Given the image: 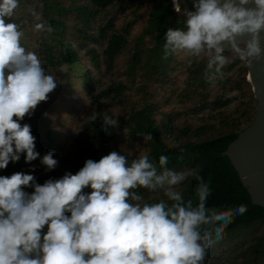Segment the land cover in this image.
<instances>
[{"label":"trees","instance_id":"obj_1","mask_svg":"<svg viewBox=\"0 0 264 264\" xmlns=\"http://www.w3.org/2000/svg\"><path fill=\"white\" fill-rule=\"evenodd\" d=\"M149 1L150 9L140 13V0H36L33 6L41 20L31 24L44 22L53 30L39 33L35 52L48 70L77 66L85 99L71 117V126L79 127V133L70 155H64L65 145L58 143L55 132L30 126L35 151L48 149L60 158L58 165L63 168H46L40 177H34L35 183L58 180L64 169L76 174L87 160L99 161L108 155V145L124 137L131 149H142L135 155L120 154L126 157L127 166L147 156L158 175L166 170L188 175L175 186L166 178L153 191L137 189L142 199L130 202L163 201L171 208L173 202L165 193L172 188L181 193L185 204L191 200L195 206L198 174L211 189L206 201L209 209L247 208L233 218L220 239L213 233L214 242L203 264H264V208L252 204L236 170L223 155L253 120L256 100L247 81L248 66L229 52L224 53L229 63L220 72L216 65L207 68L206 53L200 58L176 53L165 59L164 35L169 28H184L183 10L177 12L173 0ZM120 17L122 23L117 26ZM138 23L140 32L134 35ZM85 57L95 74L80 63ZM188 60L193 61L191 65ZM120 106L126 112L116 114L115 108ZM170 106L177 109L164 110ZM94 112L97 119L91 121ZM105 114L117 119L118 127L106 129ZM31 120L26 115L21 124L29 125ZM149 134L152 139L145 140ZM115 147L113 151L119 154ZM162 155L168 157L165 168L159 165ZM14 164L19 171L21 161ZM13 173L7 174L6 169L0 176ZM210 227L203 226L202 235Z\"/></svg>","mask_w":264,"mask_h":264},{"label":"clouds","instance_id":"obj_2","mask_svg":"<svg viewBox=\"0 0 264 264\" xmlns=\"http://www.w3.org/2000/svg\"><path fill=\"white\" fill-rule=\"evenodd\" d=\"M19 5L20 0H0V170L18 162L21 154L26 163L37 159L35 137L21 121L58 86L56 75L48 74L38 54L22 44V26L9 22ZM174 7L181 12L176 0ZM192 8L183 9L184 28L166 31L165 59L206 53L207 68L216 65L217 72L229 63L225 52L249 68L264 61V0H193ZM32 15L41 20L36 12ZM34 29L53 30L44 22ZM90 119L95 121L97 114ZM103 122L106 129L118 127V120L107 114ZM41 162L49 170L57 165L52 152ZM167 164L168 157L160 156L159 165ZM187 176L171 170L158 175L147 156L127 166L126 157L115 151L43 185L23 172L0 176V264H203L213 233L220 239L233 218L247 211L245 205L209 209L211 189L198 174L195 206L191 200L185 204L172 188L165 193L171 208L163 201L130 202L142 199L137 189L153 191L166 178L175 186ZM205 225L211 227L202 235Z\"/></svg>","mask_w":264,"mask_h":264},{"label":"rangeland","instance_id":"obj_3","mask_svg":"<svg viewBox=\"0 0 264 264\" xmlns=\"http://www.w3.org/2000/svg\"><path fill=\"white\" fill-rule=\"evenodd\" d=\"M142 6L139 10L140 13H144L148 11L151 7V3L149 0H140ZM36 3V0H20V5L17 10H15V14L11 17L9 22H14L20 24L22 26V30L25 32V36L22 40V44L29 51H34L37 48L36 39L39 36L40 32L35 31L34 25L31 24L30 21H37L35 17L32 15V12H36L40 15L39 10L35 8L33 5ZM130 16L127 17L129 19ZM122 18L118 20L117 26H120L122 23ZM24 23H29L28 26H24ZM141 23L133 30V34L137 35L140 32ZM80 63L88 70H91L93 74L96 71L92 68L90 62L87 57L85 59H81ZM120 63V62H119ZM48 74L56 75L58 86L57 88L49 94L47 101L41 102L35 110L30 114L32 116V120L29 124L31 127L41 128V131H45L44 128H48L52 131V133L56 134V137L59 140V144L65 145L64 155H70L72 153L74 140L79 133V127L75 129L71 126L72 119L71 117L75 115V109L80 107L82 100L85 99V91L82 87V80L79 75V69L77 66H65L61 68H53L51 70L46 69ZM96 76V75H95ZM123 79V78H122ZM138 96L134 97L137 99ZM157 99V98H156ZM73 106V107H72ZM174 106H177L174 105ZM72 107V108H71ZM177 109L172 106L164 108V110H172ZM116 114H123L126 112V107L120 106L115 108L114 111ZM159 117H157L158 119ZM76 121V120H75ZM47 124V125H46ZM198 125V124H197ZM116 146V147H115ZM114 147L119 150V154L127 153L129 155H134L137 152L142 151L141 148L131 149V146L127 145L126 139L124 137H120L117 141L111 142L108 145L107 153L109 154L113 151ZM48 149L46 150L44 147L40 148L38 152V157L36 160L26 163L21 161L19 171L15 170V164L10 162L7 166V174L14 172H23L24 174H30L34 177L41 176L44 170L47 168L42 164L43 157L48 154ZM23 158H25V154H23ZM57 161L56 167L63 169L59 164V157H53ZM5 169V170H6ZM24 169H30L29 171H25ZM3 170H0V175ZM68 174L67 170L64 169L62 171V175Z\"/></svg>","mask_w":264,"mask_h":264},{"label":"water","instance_id":"obj_4","mask_svg":"<svg viewBox=\"0 0 264 264\" xmlns=\"http://www.w3.org/2000/svg\"><path fill=\"white\" fill-rule=\"evenodd\" d=\"M176 3L182 10H194L193 0H176ZM247 81L256 100L253 120L228 145L223 155L236 170L252 204L264 208V61L248 67Z\"/></svg>","mask_w":264,"mask_h":264}]
</instances>
